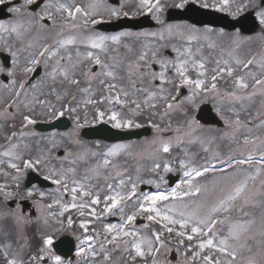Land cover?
<instances>
[{
	"label": "snow or ice",
	"instance_id": "obj_1",
	"mask_svg": "<svg viewBox=\"0 0 264 264\" xmlns=\"http://www.w3.org/2000/svg\"><path fill=\"white\" fill-rule=\"evenodd\" d=\"M9 3V0H0V5ZM36 3V0H24V8L27 9L29 6ZM249 3L256 8L254 13L256 19L260 26H264V0H241L240 3H235V0H216V2H211V0H172L171 7L184 9L189 4L198 5L200 8L204 9H214L216 11H227L232 16H238L245 8L248 7ZM235 4V6H233ZM168 6L166 3H162L161 0H140L139 7L136 11H125L122 8H111L107 9L109 18L115 17L119 18L136 16L142 14V12H148L152 14V17L157 20L158 23L164 24V21L160 15ZM48 7H55L56 12L61 13L62 26H67L72 29L76 28H87L89 25H96L103 22V13L99 10L100 6L97 3L89 4L87 7L75 4H65L59 3L57 5H45V9ZM10 11L15 14H20L23 9L20 7H12ZM48 19L55 24L53 20V15L46 10L43 14L38 15V20ZM173 25H167L166 30L171 35L173 32ZM23 26L17 22L14 25L5 26L0 24V30L8 33L9 35H15L17 40H22L24 29ZM195 31V30H193ZM133 33L122 32L118 35H103L99 33H94L91 35H85L81 42L91 49H98L100 53L105 55L102 59L100 54L94 53L93 51H85L81 53L80 51L75 52V57L72 52L67 50V45L75 44L76 37L73 36L66 40H61L58 42V47L49 49L45 46L41 51H39V57H45L44 67L49 66L48 62L52 61L53 66L51 71L47 73L50 77L51 84L47 91H41L38 96H34L32 105H40L42 108L47 106L49 110V115L52 119H58L65 115V113L72 114L77 113L82 107L85 112L84 120L81 122L79 116L75 117L76 128L85 127L90 123H110L112 128L115 129H129V128H139L141 125L136 123L131 116L122 115L119 110L114 108H108L104 111L100 110L97 105L103 104L107 101L110 105L116 104L120 105L121 108H129V111L133 116L141 114L145 109H156L159 102H163L164 110L159 113L162 116H167L170 111L179 110L187 117V127L193 129L194 126H198L197 122L191 118L187 111L181 107L185 103L195 107L194 97L200 94H218L219 89L217 86L218 80L225 79L226 77L232 78V84L235 88L232 92H226L225 95L229 96L231 99L236 101L252 100L253 97L258 94L264 96V58L261 62L257 64L255 57L249 58L247 60H241L238 57L229 53L231 59H223L216 61V67L212 69V75L210 78L207 77V68L204 59L199 60L193 58V53L190 48L181 51L178 48H173L176 52V60H169L166 58L158 57L156 51H152L151 56H149L148 51H143L138 56L135 62L129 61L126 65H123L124 75L121 74L120 69L122 67V62L117 60L115 57H109V42L113 45L121 44V37L132 36ZM141 35V34H136ZM161 39L163 35L161 34ZM195 39V36L189 38ZM129 52L132 51L131 47L127 44L124 45ZM208 47H214L213 44H209ZM61 49H64L63 54ZM5 51L8 52L9 56L13 57L12 65L13 68L7 71L9 77H15V66L17 60L18 50H13L10 45L5 46ZM116 51L118 49H112ZM199 51V49L197 50ZM47 53V55H45ZM181 57H187L181 59ZM155 63L161 68L160 72L152 70L151 65ZM41 64V60L38 58H32L29 61V65L23 68L25 73H32L34 71L35 65ZM233 64L235 66H233ZM250 65H256L261 68L262 71L257 75L254 71L249 69ZM171 66L174 76L169 77L166 72ZM96 67V71L93 68ZM189 67L194 68L198 72V77L191 79L187 72ZM147 69V71H143ZM238 69H248L243 75H233ZM0 72H5V68L0 65ZM134 76H139L143 78L145 76L149 77L148 83L151 84L153 80H159L158 91H152L148 87L140 86L137 87L136 80L133 79ZM251 78V85L249 84L247 78ZM127 78L132 85V91L127 90L121 83L122 80ZM13 85L16 88L13 89V94L16 97L21 95L24 89V83L20 82L17 84L15 79L12 80ZM165 85H174V90L165 88ZM183 85H194L190 88L191 95L186 97L184 100L177 102V95L179 94V88ZM59 86V87H58ZM32 87H36L33 85ZM18 89V90H17ZM251 89V90H249ZM97 92L100 93L97 96ZM76 93H80L81 96L77 99ZM137 93H145L144 98L141 100L137 97ZM54 96L57 102H61L60 106L57 107L55 103L52 102L48 97ZM72 101H76L75 104ZM93 105V111L96 113L92 121L87 118L88 106ZM129 105L131 107H129ZM12 107V105H8ZM28 107L29 111H33V107L25 105ZM154 115L157 113H153ZM23 127L27 125L35 124L36 120L29 115L23 116ZM236 123L239 124L240 121L237 119ZM171 125L169 124V127ZM155 127L159 128L158 125ZM167 130V129H164ZM180 132V129H176ZM191 135V132L186 133ZM23 136L25 133H17L13 131L10 136H6V139H11L15 136ZM78 142V141H77ZM183 141L177 137V143L180 144ZM190 143H194V140H190ZM248 139L244 140L245 144L250 143ZM12 147H18V145H13ZM125 148L124 145H116L110 148L106 153H104L103 158L97 162L91 169V176H85V180L96 179L99 181L103 175L105 181L108 180L109 176L112 174L113 170L117 168L113 160L110 157L116 156L121 150ZM205 151L208 149L205 148ZM162 151L168 153L170 151V145H162ZM5 156H11V151H5L3 153ZM70 155V153H69ZM92 156H96L97 153H91ZM67 156L65 157V159ZM17 160H23L19 155L15 157ZM81 160H86V155L80 157ZM219 159V158H217ZM221 164H226L228 168H233L232 158L228 160L219 159ZM253 162V157L249 155L245 159H236L235 163L238 165L251 164ZM45 162L42 159H26L23 160L22 166L17 163H9V167L15 169L17 173L22 172L26 169H33L34 171H40L38 167L43 165ZM75 163V161H72ZM256 163L264 164V153L261 154L259 160ZM190 161H180L181 168L185 169L183 171V176L186 180H182L176 188L171 189L170 192H158L155 195H143L142 199L137 198L136 210L127 214L125 216L126 202L132 200L136 196L137 184L132 183L127 192L122 191L125 187V180L120 178L116 184L106 183L105 189H99L98 185L95 184H85L83 181H78L75 178H70L65 174L64 171H58L55 168H49L47 172L43 173L44 180H51L53 184L59 185L57 189L61 194L69 193L71 196V203L62 205L64 211L69 207L77 209L90 208L91 211L88 213L99 220L101 216L105 213H111L113 215L120 214L123 223L117 224H106L103 228V239L100 241L99 248H97L91 241L95 238L94 236H87L81 240V244H87L86 248H82L80 252L77 253L78 256L84 255L86 257H91V264H97L96 258L98 256L102 257L100 264H112V254L114 252H124L127 253L126 259L128 261H135L136 257L144 258L146 255H155L159 252L160 247H163L164 242L161 241L160 237L162 232H154V241L148 239L141 232H139L135 226L128 228V225L133 224L138 216L147 219L148 221H155L157 223H163V229L171 233L174 231V227L179 226L180 231L177 235L180 237L187 236L188 240H192L193 235H198L202 237V241L199 243V249L203 251L204 249L212 250L209 254L203 256V260L207 264H237L238 261V248L230 243V241H240L243 234L249 232V225L253 223L252 221L240 222L239 220L233 221L231 218V213L237 207L243 211L244 206L251 205L255 206L254 196L249 194V181H254L259 175V170L254 174H249L242 179L237 180L227 192L221 188L220 191L224 194L217 200V202L211 204L210 206L207 202H193V207L191 210H177L175 205L156 207L158 201L172 199H183L184 197H198L203 190L194 181L204 176L209 171L215 169V164L209 163L202 168L189 167ZM111 166V167H110ZM161 165L159 163L154 164L153 171L159 169ZM103 170V173L102 171ZM163 170L165 172L172 171V167L169 164H165ZM68 172L75 173V168H69ZM221 172H226V168H221ZM235 171V170H234ZM117 176H120L119 171L116 172ZM187 185L185 189L178 192L177 189L181 185ZM93 188H97V191H93ZM104 191L103 199L101 198L100 191ZM0 191H4V186L0 185ZM11 193H5V196H9ZM33 193L29 191L27 193L28 197H31ZM41 197L45 194L40 193ZM87 198L85 200L84 198ZM81 202L77 203V200ZM55 203H60V200L54 201ZM103 205L101 213L98 215L96 209L92 206ZM49 204L47 207H51ZM184 209H188L189 205L184 204ZM115 210V211H114ZM147 213L145 216L144 214ZM173 213H176L175 218ZM80 215H85L84 211L79 212ZM248 213H244L247 215ZM19 226V219L16 218L15 214H11ZM63 215V211L59 213ZM159 218V219H158ZM228 223L227 234L222 238L217 236V225ZM47 223V221H45ZM57 223L62 224L63 221H57ZM68 225H72L73 221L71 218L67 219ZM87 223H81L80 227L88 231ZM191 225L190 233L186 231ZM147 227V225H145ZM97 236L101 235L100 232L93 230ZM264 234V231H262ZM130 238V239H129ZM183 243V240L180 241ZM53 244V239L51 236H46L43 239L44 247L39 249L40 255L30 256L29 261L17 259H9L8 264H31L33 261L43 260L44 254H47L50 259L54 261V264H64V261L59 255H56L51 251V246ZM145 245L147 246L145 248ZM158 245V246H157ZM111 246V247H106ZM241 247L243 245H240ZM251 251V249H248ZM134 253V254H133ZM214 253H220L223 257H216ZM196 255H200L197 252ZM7 258V253H5ZM195 257H193L194 259ZM153 264L155 261L153 260ZM248 264H256L254 260H249Z\"/></svg>",
	"mask_w": 264,
	"mask_h": 264
},
{
	"label": "rangeland",
	"instance_id": "obj_2",
	"mask_svg": "<svg viewBox=\"0 0 264 264\" xmlns=\"http://www.w3.org/2000/svg\"><path fill=\"white\" fill-rule=\"evenodd\" d=\"M211 2H216V0H211ZM253 10L256 12V9H253ZM160 15L164 21V24L167 23L165 21V13L162 12L160 13ZM153 19L157 22L155 18ZM157 24H158L157 29L158 28L160 29L155 31V35L161 37V34H162L163 38L166 37V39H175L176 38V33H175L176 27H184L185 29L182 31L184 34H186V37H187L184 40L189 41V43H187L186 46L182 47L181 51H184L185 49L190 48L192 50L193 57L204 56L203 49L201 47L194 45L193 42H197L198 44H201V43L204 44L207 52L217 60H223L225 58L231 59V57H229V53H232L233 56L238 57L241 60H244V58L249 57L256 51L257 46H258V43H256V39L259 43L264 41L263 36L255 37V35H253L251 38H249L246 41V43H242L241 41L234 42L233 40L226 38L223 33L215 32L211 29H204L202 31H197L196 29L191 28V26L187 24H165V25L163 24L164 27L162 24L158 22ZM167 25L174 26L173 32L171 35L166 30ZM260 32L261 34H263L264 26L260 27ZM75 33L76 34H73L68 37L71 38L75 36L77 38H83L85 35L94 34L92 31H90L89 33H84L83 31H81L80 34L78 32H75ZM155 35L154 34L152 35L144 34V35H138V37L142 38L145 36H155ZM191 36H195L200 39H191V40L188 39ZM159 40H162V39L160 38ZM209 44H213L214 47H211V48L208 47ZM198 49L199 51H197ZM252 57H255V55L251 56V58ZM183 58L185 59L187 57H183ZM254 67L255 65L249 66V68H254ZM260 72L261 71H256V74L259 75ZM154 81L155 80H153V82ZM0 87H2L1 82H0ZM234 90L235 88L233 84L230 85L229 87L226 86L224 88H220L218 92L220 97L219 95H216L214 97L207 95L202 99L200 103L208 102V101L214 102L217 100L218 101H226V100L236 101L234 99H231L229 96L225 95L226 92H232ZM240 104L242 105V108L247 109V111H249L250 108H253V109L258 108V112L255 110L253 112L254 117L248 118L249 123L250 122L254 123L253 125H250V124L248 125V133L251 136L256 134L258 131L257 128L263 131L264 130V105H263L264 96H261L258 94L257 96L253 97L252 100L250 101L249 100L240 101ZM261 105H263V107ZM191 107L193 106L191 105ZM10 117H11V114H10V111L8 110L3 111L0 114V119L10 118ZM32 125L33 124L29 126L30 128L34 130ZM153 131H154L153 136L151 138L142 139L140 141L130 143L129 145H125V148L122 151L125 152L126 156L123 158V161L120 164H116L117 168L113 170L112 174L109 176L107 180V182H110L111 179H114V178L118 179L122 177L126 182L124 190L122 191L128 190L130 188L129 182L137 184L136 196L133 197L132 200H129L126 202L125 216L136 210V203L134 202L137 201L138 197L142 199L143 195H155L158 192L168 193L171 191V189L176 188V186L180 184L182 180H186L187 178L183 176V171L185 169L181 168V165H180V161L182 160L190 161L189 167L194 166L197 168H202L206 164L210 163V161L208 160H211L215 164V169L216 168L220 169L224 166L227 167V165L221 164L219 162V159L228 160L231 157L232 161H235L236 159H245L249 155H251L253 157V162L251 164L242 165L246 167L247 170H242V168L237 170L235 168L229 171L228 173H226V175L219 176L218 178L212 176L205 181L201 180V177H199L194 181V183H197L200 186H202V188L206 189L201 192L200 196L184 197L182 200L181 199L174 200L171 197H169V199L171 200L168 202V204L164 206L175 205L178 211L179 210H186V211L191 210V208L194 206L193 202H197V203L207 202V204L210 206L211 204L217 202V200L224 194V192L229 191L232 185L237 180L242 179L249 174H254L257 172V170H259V175L256 177V179L254 181H249V194L254 196L255 206L246 205L244 206L243 211H241L240 208L237 207L231 213V218L233 221L239 220L242 223L252 221L253 223L249 225V232L247 234H243L240 241H230V243L233 244L234 246H237L238 248L239 256H238L237 264H248L249 260H254L256 264H264V234H262V231H264V168L263 169L253 168L256 164V161L260 159L261 154L264 153L263 152L264 133L261 136H258L257 140L252 141L251 143L245 144L244 147L240 149L241 151H239V153H241L239 155L240 157H236L234 155H231V156L228 155V156L223 157L224 154L221 153L218 149V146H220L222 142H220L217 138H214V137L207 138L209 140L208 144L206 140L204 142L206 143V146H207L206 148L208 150L210 149L209 156H207L206 158L207 161L204 164L199 166V165L193 164L194 163L192 161L193 157L188 156L187 149L201 146V140L205 138V135H203L200 140L198 139L194 140V137L193 136L190 137L189 135L171 136L173 132L170 130L154 129ZM177 137H179V139L186 138L188 139V142H186L185 140H182L183 142L178 144ZM65 138L70 143H72L75 147H83V144L80 141L81 139L80 130L77 129L75 125L70 131L66 133ZM215 139L218 140L216 144L214 143ZM190 140H194L195 142L190 143L189 142ZM231 143L235 144V142H231ZM164 144L170 145V151L168 153H164L162 151V145ZM184 144L189 145V147L188 146L184 147L185 150L183 148ZM224 144H227V143L225 142ZM179 146L182 147V150L181 149L177 150ZM28 148L31 150L32 153H34V148L32 146ZM85 151L86 150L79 149L78 151L75 150V151L66 152L63 158H60V159L71 161V159H75L76 157L80 158L82 155L85 154L84 153ZM168 154H170L171 156L167 157L166 155ZM85 155H86L85 162L89 158H90L89 160H91L92 158L94 159V156H92L91 153L87 151ZM66 156L67 158L65 159ZM87 156H90V157L88 158ZM56 158L59 159L58 157ZM156 163H159L161 167L153 171V166ZM166 163L172 167L173 169L172 171L165 172L163 170L164 165ZM257 164L262 165L259 163ZM132 165H134V168H140V169L143 168L145 170L147 169L148 171H150V173L153 174L152 178L147 180L146 178L142 177L141 179L137 180V179H131L130 177H127L129 173L128 167H132ZM91 166L92 164H89V167H87L88 173L91 172L90 171V169L92 168ZM249 166L252 167L253 169H248L250 168ZM28 171L29 169L24 170L23 172H20L19 177L25 178ZM117 171L121 173L120 176L116 175ZM215 171H218V170H215ZM170 175H173V176L179 175L180 177L178 182L173 187H169L168 177ZM142 184L152 186L154 190L151 192L150 191L141 192L140 186ZM186 187H187L186 184L181 185V187L178 188L177 191L180 192ZM221 188L224 189V192L220 191ZM32 193L33 195L39 194L37 191H34ZM58 194H59L58 191H54L52 193L45 194L43 197H41L40 195V198L37 200V202L33 204V208L36 211L35 216H31L30 212H24L23 208L19 204H17L13 209H10L6 204V201L8 200H6L4 203L6 206L4 209L0 206V223L2 221H9L11 225L15 227L14 228L15 231L13 233L11 242L8 241L5 244V242H3L5 240L0 239V247L5 249L9 253L11 252L10 254L12 257H9V259L22 260V259H18L16 251H17V248L22 249L25 246V244L28 246V241H27L28 231L29 232L36 231L33 227V224L34 225H37V224L41 225L42 223L45 224L46 217L50 216L51 214L59 217L61 216L59 215L61 211H63V215H65L66 213H69L74 209V208L69 207L66 211H64L62 208V205L70 204L71 200L68 203H63V201L59 198ZM66 194L68 195L69 198H71L69 193H66ZM47 197H53L55 201L60 200V203L54 202L52 206L49 208L47 207L48 204L44 202L45 198ZM159 202L161 201L157 202L156 207H159L158 206ZM184 204H188L189 208L184 209L183 207ZM251 208H253V211L249 213L248 210ZM262 208L263 210H256V209H262ZM254 211H258L256 215H253ZM13 213L15 214L16 218H20L19 226H17L15 218L11 215ZM244 213H248V214L244 215ZM144 215L146 216L147 213H145ZM173 215L175 218H179L178 216H176V213H173ZM148 222L149 221L147 219H144L143 217L138 216L134 222V225L130 224L128 225V228H132L133 226H135V228L139 232L148 233L145 227V225L148 226ZM121 223H123V219L120 214L113 215L111 213H105L100 218L98 225L104 228L106 224L119 225ZM163 223L164 222H159L157 223V225H160L163 227ZM87 227H88L87 232H85V230L81 228L85 233L84 236L80 235L81 240L89 236L87 235V233H90L89 231L90 225L87 224ZM170 227H174L173 233H177L178 231H180L178 225L177 226L170 225ZM190 228H191V225H189V228L186 231H190ZM225 228H228L227 222H225V224H222V225L221 224L217 225L218 238L223 237V236H220V233H223ZM154 232H160V231L158 228L153 227L152 233ZM162 233H163L162 235H164L165 233H169V232H167L166 230H163ZM1 234L5 235V233H1ZM226 234H227V230H226L225 235ZM94 237L95 238L91 241V243L94 244L97 248H99V244H100V241L103 239V236L94 235ZM149 237L148 239H150ZM193 237L195 239V244L193 246H188L187 248L181 249L180 247L176 246L174 241L169 242V243L164 242L163 247H160L159 252L155 253L154 256L151 255L152 256L151 258H150V255H146L144 258L136 257L135 261H131V262L126 259L128 255L127 253L114 252L112 254V264H153V260L155 261V264H193L195 260V258L193 259V257H196L197 259H201L202 262L199 261V264H207V262L203 260V256L206 254H209L212 250L206 248L203 251H201L199 249V243L202 241L203 238L198 235H193ZM240 245H243V246L241 247ZM86 247H87V244H82L78 252H80L82 248H86ZM106 247H111V246H106ZM146 247L147 246L145 245V248ZM249 248L251 249V251L248 250ZM6 251L5 253H7ZM189 252L192 253V256L191 254H189ZM197 252H200V255L197 256L196 255ZM216 254L221 256L220 253H214V255ZM8 255L9 254L7 253V258H8ZM44 260H47V263L54 264V261L50 259L47 254H44V259L40 260V262ZM96 261H97V264H100V261H102V257L98 256L96 258ZM68 264H91V257H86L84 255H80V256L77 255L75 260Z\"/></svg>",
	"mask_w": 264,
	"mask_h": 264
},
{
	"label": "flooded vegetation",
	"instance_id": "obj_3",
	"mask_svg": "<svg viewBox=\"0 0 264 264\" xmlns=\"http://www.w3.org/2000/svg\"><path fill=\"white\" fill-rule=\"evenodd\" d=\"M59 3L75 4L84 7H87L92 3H97L102 8H122L123 10L128 7L126 0H120V4L116 7L112 5L109 6V0H36V3L29 6L27 9L24 8V0H9V3L0 5L4 9V14H9V18L7 20L0 21V24L10 26L19 22L23 26V28L21 29L22 31H24V29H27V31H24L22 40H17L15 35H9L6 32L2 33L4 48L6 45H10L14 51L18 50L17 56L15 57V59L17 60V64L15 66V77H10L9 83L6 86L11 93H13V89L16 88V85H13L12 80L15 79L17 81V84H19L20 82L24 83L27 77L25 76L26 73L23 71V68L26 65H29V61L32 58L40 59V57L38 56L40 43L41 41H45L44 39L41 40L40 31L50 30L52 28L67 30V26H62L61 13L56 12L55 7H48L47 9H45V5H57ZM12 7H20L23 9V11L20 14H15L10 11V8ZM45 10L53 15L55 24H53V22L48 19L38 20V15L43 14ZM121 40L127 41L126 38H121ZM12 59L13 57L9 56L7 51L0 53V65L5 68L6 74L8 70H11L13 68ZM4 61L8 62V64L5 65ZM32 67H34V71L32 73H28V76L30 74L29 77H31L33 73L39 68V65H35ZM34 85L38 87V84L36 82ZM186 111L187 113H189L188 110ZM221 112L223 114V120L225 121L226 126L218 129L228 132V140H231L233 135L235 136V138L242 137L245 130L242 126L243 120H241V117L234 112L233 108H228L225 112L224 110H221ZM196 114L197 112L194 111L192 117H196ZM237 119L240 121V123H233Z\"/></svg>",
	"mask_w": 264,
	"mask_h": 264
},
{
	"label": "water",
	"instance_id": "obj_4",
	"mask_svg": "<svg viewBox=\"0 0 264 264\" xmlns=\"http://www.w3.org/2000/svg\"><path fill=\"white\" fill-rule=\"evenodd\" d=\"M172 18H179V17H177V16H171ZM186 18H188L187 16H186ZM250 21L252 20V18H251V16L248 18ZM225 20V19H224ZM193 21H196V20H193ZM149 25H150V23L149 22H147ZM52 127H54V125H50V126H48V128H52ZM147 133V131H137V132H131V133H128L127 134V136H121V135H112V134H110V136H111V140H117V139H119V138H123V137H128V138H136V137H141L143 134H146ZM29 180H30V183H40V184H42L43 185V182L42 181H40L39 179H37V178H35V177H33L32 175H30V177H29ZM24 205H26V203H23ZM26 206H28V205H26ZM57 248V247H56Z\"/></svg>",
	"mask_w": 264,
	"mask_h": 264
},
{
	"label": "trees",
	"instance_id": "obj_5",
	"mask_svg": "<svg viewBox=\"0 0 264 264\" xmlns=\"http://www.w3.org/2000/svg\"><path fill=\"white\" fill-rule=\"evenodd\" d=\"M4 177H5L4 174H1V175H0V178H4ZM8 179H10V178L8 177ZM19 188H20V190H21V192H22L21 194H23V195H26V194H27V193H26V189L23 187V184H22V185L20 184V187H19Z\"/></svg>",
	"mask_w": 264,
	"mask_h": 264
}]
</instances>
